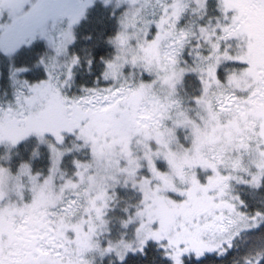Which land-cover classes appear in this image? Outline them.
<instances>
[{
    "label": "snow or ice",
    "instance_id": "6c2138e0",
    "mask_svg": "<svg viewBox=\"0 0 264 264\" xmlns=\"http://www.w3.org/2000/svg\"><path fill=\"white\" fill-rule=\"evenodd\" d=\"M0 264H264V0H0Z\"/></svg>",
    "mask_w": 264,
    "mask_h": 264
}]
</instances>
